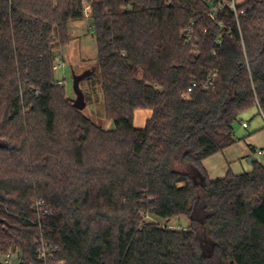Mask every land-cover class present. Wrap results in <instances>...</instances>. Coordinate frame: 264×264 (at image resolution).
<instances>
[{
  "label": "trees",
  "instance_id": "obj_1",
  "mask_svg": "<svg viewBox=\"0 0 264 264\" xmlns=\"http://www.w3.org/2000/svg\"><path fill=\"white\" fill-rule=\"evenodd\" d=\"M84 20L111 130L55 76ZM255 107L264 0H0V252L35 261L44 241L61 264H264V165L211 180L203 164ZM137 109L153 111L145 128Z\"/></svg>",
  "mask_w": 264,
  "mask_h": 264
},
{
  "label": "rangeland",
  "instance_id": "obj_2",
  "mask_svg": "<svg viewBox=\"0 0 264 264\" xmlns=\"http://www.w3.org/2000/svg\"><path fill=\"white\" fill-rule=\"evenodd\" d=\"M235 1L237 5H240L246 0ZM89 26L88 20L74 22L70 25L69 33L73 39L59 57L55 76L57 80L63 82L67 97L73 100L76 98L73 87L74 77L87 70H93L94 74L81 82L83 91L92 97L91 101H87V106L82 112L98 126L111 130L115 125L112 120L106 118L103 91L97 87L99 83L98 72H95L97 42L94 33L89 30ZM152 115L151 109H137L134 114V126L139 129L145 128ZM244 122L249 124L248 128L243 126ZM234 128L237 142L223 152L208 157L203 162L211 180L223 178L229 172L243 174L253 171L254 162L251 159L264 165V155L259 154V151H264V116L260 114L259 109L255 107L245 112L242 115V122H236ZM147 219L159 222L164 226L168 225L172 229L189 228L191 222L186 215L174 217L168 221L153 215L148 216ZM229 264L232 263L229 262Z\"/></svg>",
  "mask_w": 264,
  "mask_h": 264
},
{
  "label": "built area",
  "instance_id": "obj_3",
  "mask_svg": "<svg viewBox=\"0 0 264 264\" xmlns=\"http://www.w3.org/2000/svg\"><path fill=\"white\" fill-rule=\"evenodd\" d=\"M227 3L230 8L236 11V1L235 0H227ZM86 14L88 15L89 9L88 7L85 10ZM217 78V73H214L209 79L206 81L204 87L206 89L213 88L215 86ZM59 85H62L63 82L59 81ZM197 86V82L193 83V87ZM193 91V88L191 87L189 89L188 93H191ZM244 127H248L249 124L244 122ZM259 154L264 155V151H259ZM54 246L48 243H45L42 241L40 243V246L38 247L36 251V260L31 261L29 258L23 255V253L19 252L18 250H9L7 252H0V264H61L62 261H58L54 257Z\"/></svg>",
  "mask_w": 264,
  "mask_h": 264
},
{
  "label": "water",
  "instance_id": "obj_4",
  "mask_svg": "<svg viewBox=\"0 0 264 264\" xmlns=\"http://www.w3.org/2000/svg\"><path fill=\"white\" fill-rule=\"evenodd\" d=\"M93 74H94V71L90 69L74 77L73 87L76 93V98L72 100V103H73V106L80 111L85 109V107L87 106L86 96H85L83 89L81 88V82L82 80H84L85 78ZM251 160L253 161V159Z\"/></svg>",
  "mask_w": 264,
  "mask_h": 264
},
{
  "label": "crops",
  "instance_id": "obj_5",
  "mask_svg": "<svg viewBox=\"0 0 264 264\" xmlns=\"http://www.w3.org/2000/svg\"><path fill=\"white\" fill-rule=\"evenodd\" d=\"M254 160V159H253Z\"/></svg>",
  "mask_w": 264,
  "mask_h": 264
}]
</instances>
